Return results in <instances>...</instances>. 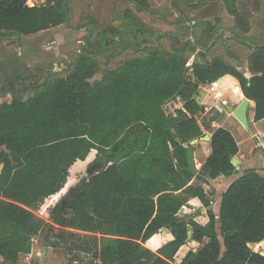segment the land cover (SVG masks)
I'll return each instance as SVG.
<instances>
[{
    "label": "trees",
    "instance_id": "trees-1",
    "mask_svg": "<svg viewBox=\"0 0 264 264\" xmlns=\"http://www.w3.org/2000/svg\"><path fill=\"white\" fill-rule=\"evenodd\" d=\"M218 1L245 36L250 27L238 0ZM126 14L136 19L132 12ZM69 15V0H45L40 6L0 0V38L66 25ZM250 51V76L222 58L195 62L187 75L183 49L169 54L157 48L105 71L92 83L97 65L81 53L66 76L37 84L27 100L13 95L2 103L0 258L16 263L20 255L31 253L36 236L59 247L66 235L56 225L91 236L88 248L70 244L68 264H79L81 252H91L98 264H173L189 231L190 240L202 246L180 264H264V256L248 246L264 241V176L249 170L233 181L221 195L217 220L206 192L189 185L192 178L235 174L231 160L238 146L233 135L223 128L208 129L211 151L199 173L193 177L182 171L188 165V145L203 136L195 119L201 107L193 98L199 85L233 77L254 103L253 120L264 119V44ZM177 97L184 111L171 118L163 106ZM91 150L105 170L82 179L79 193L66 207L51 209L49 225L35 209L63 188L69 168ZM184 196L207 209L205 226L177 216Z\"/></svg>",
    "mask_w": 264,
    "mask_h": 264
},
{
    "label": "rangeland",
    "instance_id": "rangeland-1",
    "mask_svg": "<svg viewBox=\"0 0 264 264\" xmlns=\"http://www.w3.org/2000/svg\"><path fill=\"white\" fill-rule=\"evenodd\" d=\"M44 2L27 0L30 6H40ZM69 4L70 16L66 25L31 36L0 38V94L6 96L0 98V103L9 101L13 95L27 100L37 84L51 77L66 76L81 53L87 54L97 65L98 71L89 81L92 83L100 80L105 71L157 48L169 54L183 49L189 68L187 75L195 62L205 64L214 58H222L247 72L250 48L264 44V0H238L239 12L250 27L245 36L235 27L234 19L218 0H141L137 3L129 0H70ZM127 11L132 12L137 20H131ZM136 21L144 27L141 28ZM174 111L173 104L165 105L169 117ZM251 112L252 106L249 105V120ZM216 119H225L227 129L236 126L243 136L253 132L252 128L247 131L233 118L226 119L225 115L216 114ZM207 192L213 202L214 194L211 190ZM42 206L34 213L53 225L48 210L44 204ZM53 226L65 233V242L47 250L49 244L36 236L30 255L20 256L14 264H68L67 248L70 244L90 247L89 234ZM251 249L264 255V244L253 245ZM78 263L98 264L91 252L78 253ZM172 263L179 264L176 259Z\"/></svg>",
    "mask_w": 264,
    "mask_h": 264
},
{
    "label": "crops",
    "instance_id": "crops-1",
    "mask_svg": "<svg viewBox=\"0 0 264 264\" xmlns=\"http://www.w3.org/2000/svg\"><path fill=\"white\" fill-rule=\"evenodd\" d=\"M69 9H70V4H69ZM217 93L218 96H216ZM3 97L6 96L0 94V98ZM193 98L195 99L197 104L201 107V112L197 116H195V119L197 120V123L199 124L201 131L203 133V136L201 138L196 139L197 143L192 145L194 163L198 171L197 174L199 173L202 164L208 158L211 151L209 146L210 139L209 141L202 140L205 136H208L210 138L211 134L209 133L208 129L216 130L219 128H223L228 130L233 135L238 146V153L232 159L233 166L235 167V171H236L235 174H233L230 177H218L214 180H210L206 178L204 181H199L196 178H192L189 182V185L198 186L206 192L210 202V209L217 220L219 215L220 204H221V195L228 189V187L233 181L241 177L245 171H249V170L255 171L261 176H264V119L257 122L253 120L254 103L248 100L247 108L249 107V105L252 106L251 119L249 120L246 110L247 127H244L238 122V120L234 116V112L237 109V107L241 104L243 99H245V97L243 96L237 81L229 75L223 76L222 78L211 84L199 85ZM10 100L1 102L0 105L2 103L10 102ZM175 103H178V105ZM167 104L169 105L173 104V106H175V111L172 114L171 118H175L178 115L179 111H184L183 102L178 97L168 101L165 105ZM165 105L163 106L164 112H165ZM214 105H217L219 110H217L214 107ZM216 114L225 115L226 119L233 118L236 121V123H238L242 128H244L247 131H250V128H252L253 132H251L250 135L243 136L241 133L238 132L236 126L227 129L226 120L225 119L217 120ZM190 144L188 145V147L190 146ZM95 158H96V151L91 150V152L88 154V156L84 161H77L69 168L68 176L66 178V182L63 188L56 194L46 198L43 201V203L39 206L41 207L44 204L45 209L48 210V217H50L49 213L51 209H53L57 205L61 207H66L67 204L73 199L74 195L79 193L80 181L77 182V180L80 177H83L82 179L88 180L89 178L94 177L105 170V167H103L101 163L94 161ZM0 170H1V165H0ZM207 190H211V193L214 194L215 200L213 202L211 199L212 197L207 192ZM175 194L180 195V191L175 192ZM184 198L186 199V202L179 210L177 216L185 222L194 221L195 223L201 226H205L209 221L207 216V209L195 198H188L185 196ZM69 215L70 213L67 212V217H69ZM215 228L218 237L220 239V233H219L220 226L218 221L216 222ZM190 238H191V232H190ZM190 238L178 250L177 254L174 257V259H176L179 262V264L182 262L183 258L188 252L196 253L202 246L199 243L191 241ZM204 242L207 241L205 240ZM262 244H264V241L256 244H248V246H250L249 248L251 249V246L253 245H255V247H258ZM47 250H52V248L48 247ZM32 251H33V245H32ZM43 253H45V249L43 250ZM29 255L30 254L20 255V256H29ZM0 262H2L3 264H9L7 262H4L1 258H0Z\"/></svg>",
    "mask_w": 264,
    "mask_h": 264
},
{
    "label": "water",
    "instance_id": "water-1",
    "mask_svg": "<svg viewBox=\"0 0 264 264\" xmlns=\"http://www.w3.org/2000/svg\"><path fill=\"white\" fill-rule=\"evenodd\" d=\"M247 104L248 100L245 98L241 102V104L237 107V109L234 112V116L238 120V122L243 125L244 127H247V118H246V110H247ZM209 137L205 136L202 140L203 141H209ZM197 140H193L190 144V146L186 149V158H187V167L182 169L184 172L190 173L192 176L197 175V168L194 163V158H193V151H192V145L196 144ZM233 164V160L231 161ZM190 238V231L187 234V240Z\"/></svg>",
    "mask_w": 264,
    "mask_h": 264
},
{
    "label": "built area",
    "instance_id": "built-area-1",
    "mask_svg": "<svg viewBox=\"0 0 264 264\" xmlns=\"http://www.w3.org/2000/svg\"><path fill=\"white\" fill-rule=\"evenodd\" d=\"M216 96H218V93L216 94ZM214 107L219 110L218 106L217 105H214Z\"/></svg>",
    "mask_w": 264,
    "mask_h": 264
}]
</instances>
